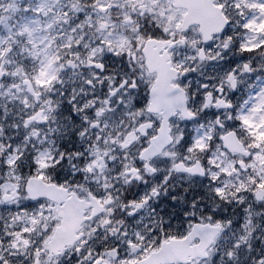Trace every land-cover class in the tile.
<instances>
[{"label": "snow or ice", "instance_id": "obj_1", "mask_svg": "<svg viewBox=\"0 0 264 264\" xmlns=\"http://www.w3.org/2000/svg\"><path fill=\"white\" fill-rule=\"evenodd\" d=\"M0 264H264V0H0Z\"/></svg>", "mask_w": 264, "mask_h": 264}]
</instances>
